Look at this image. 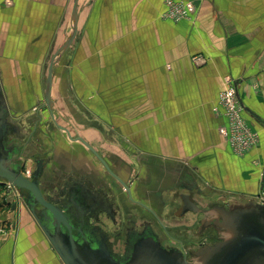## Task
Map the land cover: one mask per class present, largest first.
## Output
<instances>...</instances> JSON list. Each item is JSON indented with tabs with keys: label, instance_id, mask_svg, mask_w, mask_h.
Listing matches in <instances>:
<instances>
[{
	"label": "crops",
	"instance_id": "crops-1",
	"mask_svg": "<svg viewBox=\"0 0 264 264\" xmlns=\"http://www.w3.org/2000/svg\"><path fill=\"white\" fill-rule=\"evenodd\" d=\"M183 1L197 6L193 20L164 19L165 0H79L77 36L54 65L50 112L39 103L52 54L73 31L74 0H0L2 78L15 112L40 108L30 142L49 195L90 187L114 195L119 181L79 137L153 209L179 205L184 192L203 208L263 194L264 0ZM196 54L206 62L196 64ZM227 76L261 135L242 157L214 111ZM5 197L0 187V204ZM14 215L12 232L0 235V264H62L29 211Z\"/></svg>",
	"mask_w": 264,
	"mask_h": 264
},
{
	"label": "water",
	"instance_id": "water-1",
	"mask_svg": "<svg viewBox=\"0 0 264 264\" xmlns=\"http://www.w3.org/2000/svg\"><path fill=\"white\" fill-rule=\"evenodd\" d=\"M78 3L79 0H74L73 31L68 40L52 56L48 65L45 105L50 112L53 110L54 65L71 47L77 36ZM24 115L13 110L0 69V180L14 185L22 192L25 190L29 193L32 201H27L26 204L28 211L36 219L37 232L42 235L62 264H264V202L239 205L233 209H229L226 203L209 208L215 216L205 219L204 229L199 234L204 232L205 228L212 227L222 236L216 243L192 250L189 258L178 248L168 249L163 246L158 241L152 227H148L143 232L131 233L127 256L123 260L117 259L99 240L95 231L86 234L82 227L74 226L73 218L82 222V217L86 219L85 213L81 215L76 211H69L68 204L61 207L59 204L46 200L41 190L43 160H37V165L31 175L24 174L23 163L16 159L20 154V145L12 140V137L17 136L21 131L20 126L14 123L15 119L24 117ZM261 122L264 124V120ZM76 140L82 141L94 153L132 198L130 186L113 171L102 155L83 138L79 137ZM262 190L264 194V174ZM83 192L92 201H96V194L91 189H84ZM22 195L25 194L22 193ZM181 197L184 203L193 206L189 210L186 209L187 211L194 213L203 211L190 199L188 194H182ZM60 201L59 197L57 202ZM75 202L78 201L74 200ZM36 204L42 205L45 212L42 216H38L35 209ZM142 204L151 212L153 211L146 204ZM17 206L18 204L15 203L12 209L17 210ZM74 229H78L79 232L74 233ZM19 234L21 236L22 231H19Z\"/></svg>",
	"mask_w": 264,
	"mask_h": 264
},
{
	"label": "flooded vegetation",
	"instance_id": "flooded-vegetation-1",
	"mask_svg": "<svg viewBox=\"0 0 264 264\" xmlns=\"http://www.w3.org/2000/svg\"><path fill=\"white\" fill-rule=\"evenodd\" d=\"M40 105H43L44 106L43 108H47L45 105V100L43 102H40L39 106ZM39 106H36V108ZM20 118H22V116L16 118L15 121H17ZM30 135H31V133H30ZM17 137L18 138L22 137L21 131L19 132ZM31 138H32V136L30 137L29 140H31ZM37 160H39V159L35 160V166L37 165ZM41 160H43V159H41ZM44 163L45 162L43 160V168L45 166ZM33 171H34V169H33ZM42 173H43V170H42ZM31 174H32V170L30 172V175ZM122 187H123L122 189H125V187L123 185H122ZM90 189L96 194V197H95L96 201L94 199H93L94 201H92V199L89 196L87 197L83 191L77 190L76 188H71L69 190V192L64 190L63 192H61V194H54L51 196L46 191H44V189H42V187H41L42 193H43V195L47 201H49V202L52 201L55 204H59L61 207L62 206L65 207L64 205L68 204L70 207L69 211H76L77 213H80L81 215H83L82 213H85L86 219H84L83 217L81 218L83 223L81 221H77L73 218L74 226L77 228L82 227L83 228L82 230H84V232L86 234H88L90 231H95V234L96 235L98 234L97 237H99V240L103 244H105L107 249L119 260H123L127 256L128 244H129L131 233L134 231L143 232L148 227H152V229L154 230V233L158 237V241L163 246H165L166 248H168V249L178 248L181 251L183 250L182 249L183 246L179 245L180 244L179 240H178L179 238L176 235H174L169 230V238H168V237H166L165 233L163 232L164 231L163 228L161 227V229H162L161 230L160 227L158 228V226H157L158 223L161 222L164 227H168L162 222V219H161L162 218V212L164 213V211H165V209H163L165 207L163 204H161L160 206L157 205V206H155L157 208L153 209L148 204L134 199L132 192H131V195H132V198H131L129 192L125 189V192L127 193L129 199L132 201L133 206L128 205V204H124L127 202V200L124 199V197L123 198L121 197L120 203L117 207V204L114 201V198L112 196H109L103 192H100L99 190L92 188V187H90ZM22 193L25 195L22 196V198L19 200V202L20 201L23 202L21 204V206H24L28 210L26 203H27V201L28 202L32 201V199L30 198L28 192L23 191ZM182 194H188L190 199L193 202H195V200H193L191 193H187V192L178 193L176 195V199H180V204L176 205V206H174L168 210L167 219L170 222L176 223V225H183L184 227L185 226L190 227L189 225H192L193 220L190 222V221H187V219L191 215H194V214L197 215V213H199L200 216L202 214L204 215V211L207 209L198 205V207L203 211H199L197 213L187 211V210H189V208H192L193 206L184 203V200L181 197ZM74 195H75V197H74ZM59 197H60L61 201L57 202V199L59 201ZM74 200H77L78 202L74 203ZM142 203L146 204L153 211L151 212L148 208H145ZM223 204H225V203H223ZM134 205L140 207V209L142 210V211H138V212H140V214L142 213L143 215H145L143 220L137 221L136 218L134 219V216L136 214L134 212L135 209L133 208ZM215 205H217V203L212 204L210 206V208L215 206ZM12 206L13 205H11V207ZM21 206H20V208H21ZM226 206L229 209H233L239 205L238 204H233V205L231 204L230 205L229 203H226ZM35 209H36L38 216H42V214L44 212L42 205L36 204ZM121 210H124V212H125L124 214L129 217V218H127L129 223L126 225L125 229L122 228L121 230L116 231L111 227V223L115 224L117 222V220H119V214L122 212ZM29 214L31 215L30 212H29ZM80 214H79V216L81 217ZM32 219H34V221L36 222L35 218L32 217ZM205 219L206 218H203L200 221V223H201L199 226L200 228H198L199 232L203 231V229H204L203 224L206 221ZM135 222H136V224H135ZM211 228L212 227H207V228H205V231L207 229H211ZM186 229H188V228H186ZM212 229L214 230V228H212ZM73 232L78 233L79 231H78V229L77 230L74 229ZM188 232H191V231H188ZM204 232H202V233H204ZM201 235H200L199 240L197 241V242H199V248H201L203 246L205 247L211 243H216V242L220 241L219 237H221V235L217 232H216V235H214V237L213 236H211V237L207 236L206 239L203 237V235L202 236ZM203 238L205 239V242H204ZM185 250L187 251V249H185ZM186 251L184 253H186V256L188 258L191 250L189 252L188 251L186 252Z\"/></svg>",
	"mask_w": 264,
	"mask_h": 264
},
{
	"label": "rangeland",
	"instance_id": "rangeland-1",
	"mask_svg": "<svg viewBox=\"0 0 264 264\" xmlns=\"http://www.w3.org/2000/svg\"><path fill=\"white\" fill-rule=\"evenodd\" d=\"M8 4H11V2ZM58 50V49H57ZM55 50L52 54V56L55 54V52L57 51ZM47 74H48V70H47V73H46V78H47ZM40 110L39 107L35 108L32 112H36ZM30 112L28 115L18 119L17 121H13L15 124H17L18 126H20L21 128V132H22V137L21 138H18L17 136H13L12 137V140H14V142H17L20 146V154L17 156V161L23 163V172L26 176H29L30 175V172L31 170L34 169L35 167V160L36 159H43V156H37L35 155L36 154V150H35V146L36 144H31L30 142V133L32 132V128H33V123L35 122L31 116H33ZM260 134V133H259ZM260 140H261V135H260ZM259 140V143L261 142ZM259 145V144H258ZM257 145V146H258ZM256 146V147H257ZM39 155V154H38ZM264 165V160L263 162L261 163V166ZM117 183V182H116ZM119 183V182H118ZM116 184V188H115V192H114V195L112 196L110 193H109V196H112L114 197V201L116 202L117 204V207L120 203V200H121V197L122 195L124 196V198H126L127 193L125 192V189H122V185L121 184ZM12 185V184H11ZM8 185V182H5V181H2L0 180V187H2V189H5L6 192H7V197H5V200L1 201L2 203L0 204V216H6V219H9L8 222H5L4 223H0V235H9L11 232H12V229H11V223L12 221H14L15 218V215H14V211H17V210H20V206L23 202H19V200L22 198V191L20 189H18L17 187H15L14 185ZM121 185V186H120ZM17 189V190H16ZM24 192H26L25 190H23ZM108 195V194H107ZM226 196V195H225ZM228 197L227 199H229L228 203L231 205L233 204H237V203H241L242 201L243 202H246V197H243L242 195H239V194H229V196H226ZM215 199H218V200H221V198L217 197ZM214 199L215 202L211 203L210 205L208 204L205 208L207 210H205L207 213H204V215L202 214L200 216L199 213H197V215H191L187 221H192V225H189L190 227H184L183 225H176V223L174 222H170L168 219H167V213H168V210L164 211V213L162 212V222L168 226V227H164L163 224L161 222H157L158 223V228L161 227L163 228V232L165 233L166 237L169 238V230L170 232H172L174 235H176L179 240V245H182V251L185 252L187 249V251L189 252L190 250H196L199 248V242H197L200 238V234L203 235V237L206 239V237H211L214 235H216V231L213 230L212 228L211 229H207L204 233H200L199 234V229L200 228V221L201 219L203 218H208V217H211V216H214V212L211 211L210 209V206L214 203H217V204H222L220 202H216V200ZM257 200V202L261 203L264 201V196L263 194L260 195L259 198H255ZM127 202L124 203V204H128V205H132V201L129 200V198L126 199ZM131 201V202H130ZM19 202V203H18ZM207 202H209L207 200ZM255 202V203H257ZM15 203L18 204L17 206V210H12L11 208V205H14ZM240 205V204H238ZM244 205V204H242ZM122 206V205H121ZM135 210L134 212L136 213L135 216H134V219L136 218L137 221L138 220H143V218L145 217V215H143L142 213L140 214V212L138 211H142L140 209V207L138 206H135L133 207ZM122 212L119 214V220H117V222L115 224H112L111 223V227L116 230V231H119L121 230L122 228L125 229L126 225L129 223L128 222V219L129 218L127 215H125L124 213V210H121ZM136 224V222H135ZM130 227V226H129ZM132 227V226H131ZM184 227V228H183ZM188 228V229H186ZM162 230V229H161ZM188 231H191V232H188ZM201 235V236H202ZM222 236V235H221ZM203 238L204 242H205V239ZM122 241V240H121ZM208 242V241H207ZM212 244V243H211ZM186 251V252H187ZM190 251V252H191ZM186 254V253H185ZM190 257V255L188 256V258Z\"/></svg>",
	"mask_w": 264,
	"mask_h": 264
},
{
	"label": "built area",
	"instance_id": "built-area-1",
	"mask_svg": "<svg viewBox=\"0 0 264 264\" xmlns=\"http://www.w3.org/2000/svg\"><path fill=\"white\" fill-rule=\"evenodd\" d=\"M197 10V6L192 2L165 0V9L162 17L174 22L193 20ZM192 59L196 64L206 62L205 57L201 54L194 55ZM224 84V88L220 91L217 104L214 107V111L225 120L219 127V132L230 146L232 152L242 157L259 144L260 134L258 130L251 126L246 109L240 100L238 95L239 82L233 77L227 76ZM255 88L257 92L260 90L259 86ZM8 185L11 184L8 183Z\"/></svg>",
	"mask_w": 264,
	"mask_h": 264
},
{
	"label": "bare ground",
	"instance_id": "bare-ground-1",
	"mask_svg": "<svg viewBox=\"0 0 264 264\" xmlns=\"http://www.w3.org/2000/svg\"><path fill=\"white\" fill-rule=\"evenodd\" d=\"M204 213H207V212L204 211ZM214 216H215V215H214Z\"/></svg>",
	"mask_w": 264,
	"mask_h": 264
}]
</instances>
